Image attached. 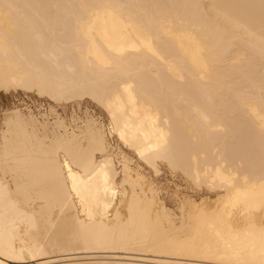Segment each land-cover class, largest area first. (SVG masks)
I'll return each instance as SVG.
<instances>
[{
    "label": "bare ground",
    "instance_id": "1",
    "mask_svg": "<svg viewBox=\"0 0 264 264\" xmlns=\"http://www.w3.org/2000/svg\"><path fill=\"white\" fill-rule=\"evenodd\" d=\"M0 92V264H264V0H0Z\"/></svg>",
    "mask_w": 264,
    "mask_h": 264
},
{
    "label": "rangeland",
    "instance_id": "2",
    "mask_svg": "<svg viewBox=\"0 0 264 264\" xmlns=\"http://www.w3.org/2000/svg\"><path fill=\"white\" fill-rule=\"evenodd\" d=\"M0 121L2 120V116L5 113L4 111L11 109L13 107H16L18 105L21 106V108H26L27 106H34V110L36 112L38 111H44L46 108L49 107L51 101H49L47 98H40L37 94H32L29 98L27 95H25L24 92L16 93H5L0 92ZM54 104V103H52ZM81 111H78L80 115H83L86 111H89L91 114L96 115L97 117L103 119V121L107 124L108 118L106 112L99 107L97 104L86 100L82 102ZM55 105V104H54ZM59 112L69 117L71 115L73 108L72 106H68V108H62L61 106L57 107ZM115 137V138H114ZM112 138V142H116L118 138L117 136H114ZM124 150L137 162H139V159L134 156L133 151L130 149H127L126 147L122 146ZM143 163V162H142ZM159 172H155L148 164L143 163V170L144 172L151 178L154 179L159 185H161L164 189L169 192L170 195H175L176 193H180L181 195H185L188 197H191L193 199L201 200L211 197L215 198L216 195L206 187H196L186 176H184L179 171L172 170L171 167L168 166L167 162L160 161L159 162ZM171 168V169H170ZM155 173V174H154ZM157 173V174H156ZM205 197V198H204ZM172 199V200H171ZM175 204H174V203ZM167 205L176 210L177 204L175 201V198H172L171 196H168L166 199ZM174 205V206H172Z\"/></svg>",
    "mask_w": 264,
    "mask_h": 264
}]
</instances>
